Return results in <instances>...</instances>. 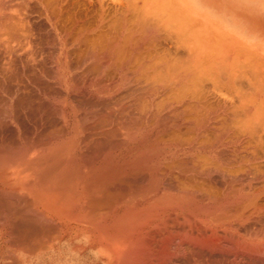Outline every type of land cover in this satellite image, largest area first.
Returning a JSON list of instances; mask_svg holds the SVG:
<instances>
[{
  "label": "bare ground",
  "instance_id": "6f19581e",
  "mask_svg": "<svg viewBox=\"0 0 264 264\" xmlns=\"http://www.w3.org/2000/svg\"><path fill=\"white\" fill-rule=\"evenodd\" d=\"M230 14L0 0V247L17 264L264 261V31Z\"/></svg>",
  "mask_w": 264,
  "mask_h": 264
},
{
  "label": "rangeland",
  "instance_id": "374dc122",
  "mask_svg": "<svg viewBox=\"0 0 264 264\" xmlns=\"http://www.w3.org/2000/svg\"><path fill=\"white\" fill-rule=\"evenodd\" d=\"M217 2H218V6H219V8H222V9H225V10H230L231 11V14L230 15H232V17L233 18H235V19H239V20H241V21H245L247 24H249V25H251V24H254L256 27H259V28H262L263 29V31H264V0H217ZM45 29H47L48 31L46 32L45 31ZM44 29V31L46 32V34H45V36L48 38V35H49V37L52 35L51 33H52V30H50L49 28H45ZM43 30V29H42ZM41 32V34L42 33H45V32ZM49 32H51L50 34H48ZM42 36H43V34H42ZM42 36H39V38L41 37L42 38ZM45 36H43L44 38H45ZM43 39V38H42ZM49 41V39H43V43H47V44H43V49L45 48L44 47V45L46 46V47H51V48H53L54 47V45L52 44V42L50 41L49 43L47 42V41ZM50 40H51V37H50ZM44 41H46V42H44ZM48 45H53V47L52 46H48ZM55 47H56V45H55ZM47 48V49H48ZM54 49H56V48H54ZM44 50H46V48L44 49ZM48 51H49V49H48ZM45 52V51H44ZM48 52H46L45 54H47ZM46 56V55H45ZM47 56H48V54H47ZM49 57H51V56H49ZM47 58V62L48 63H46L47 65H44L43 66V69H45V68H47V69H49L50 67H53V66H55V62H54V60H52V59H50V58ZM52 58V57H51ZM50 60H52L53 61V64H52V61L50 62ZM50 62V63H49ZM50 65V66H49ZM51 65H53V66H51ZM47 69H46V72H47ZM53 69L55 70V67H53ZM53 69H51V70H53ZM50 69L48 70V72H50V73H47L48 75L49 74H53L54 73V70L53 71H51ZM39 73H42L41 75H43L44 77L43 78H45V79H47L48 78V76L46 75V73H43V71L41 72V71H39ZM74 74V73H73ZM41 77V76H40ZM76 77V76H75ZM42 78V77H41ZM15 88H9V87H6V89L4 88V90H2L3 91V97L6 95V97H7V99L9 98L7 95H9L10 93L12 94H14V93H16V94H14V96L16 97V98H14V97H12L13 96V94L10 96V97H12L11 99H9L10 101L9 102H11L12 103V101H13V103L14 104H24V103H27V104H33V96L35 95V92L33 91V89H30L31 90V92H30V90L28 89L27 91H29L30 93L29 94H31V96H32V94H33V96H32V98H29L28 99V97H27V95H29L28 94V92H26V90H25V92L27 93H24V94H26V95H24L23 94V92L24 91H22L23 89H20V92L17 90V89H15L16 90V92H14L15 90H14ZM6 90V92H4ZM14 90V91H13ZM6 93H8V94H6ZM20 93H21V95H20ZM22 96H24V97H27V98H24V97H22ZM6 97H4V99L6 98ZM17 97H18V99H17ZM16 99V100H15ZM48 99V98H47ZM47 99H45L46 101H47ZM15 100V101H14ZM17 100H18V102H17ZM48 100H50V99H48ZM26 101V102H25ZM48 102H50L49 104H53V102H51V100L50 101H47V103ZM4 103V102H3ZM2 103V104H3ZM7 102L5 101V103L4 104H6ZM12 103V104H13ZM46 103V104H47ZM8 104V103H7ZM30 114H31V112H28V115L30 116ZM5 238V237H4ZM4 248H1L0 247V264H10V261H12V264H14V263H16L17 264V261H16V259L15 258H13L12 257V251H9V243L8 242H6L5 241V239H4ZM7 247V248H6ZM2 250V251H1ZM5 255V256H4ZM12 257V258H11ZM262 258H263V260H264V257L262 256ZM262 258H260V259H262ZM259 259V260H260ZM10 260V261H9ZM70 259L69 258H59L58 259V261H62V262H65V264H68L69 262H67V261H69ZM257 260V259H256ZM255 260V261H256ZM9 261V262H8ZM16 261V262H15ZM262 260H260V262H261ZM7 262V263H6ZM258 262V264H263L262 262H264V261H262L261 263L259 262V261H257ZM31 264H59V263H57V261H50L48 258H46V257H43L42 258V260L40 261V263L36 260L34 263H31ZM254 264H257V263H254Z\"/></svg>",
  "mask_w": 264,
  "mask_h": 264
}]
</instances>
